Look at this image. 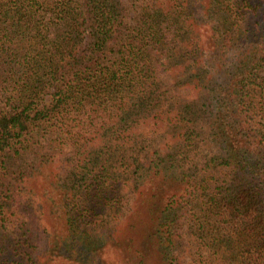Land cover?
<instances>
[{
  "label": "trees",
  "instance_id": "16d2710c",
  "mask_svg": "<svg viewBox=\"0 0 264 264\" xmlns=\"http://www.w3.org/2000/svg\"><path fill=\"white\" fill-rule=\"evenodd\" d=\"M54 257L264 264V0H0V264Z\"/></svg>",
  "mask_w": 264,
  "mask_h": 264
},
{
  "label": "rangeland",
  "instance_id": "374dc122",
  "mask_svg": "<svg viewBox=\"0 0 264 264\" xmlns=\"http://www.w3.org/2000/svg\"><path fill=\"white\" fill-rule=\"evenodd\" d=\"M50 224V222H48ZM53 264H76L74 261L71 260H63L57 257L52 258Z\"/></svg>",
  "mask_w": 264,
  "mask_h": 264
}]
</instances>
